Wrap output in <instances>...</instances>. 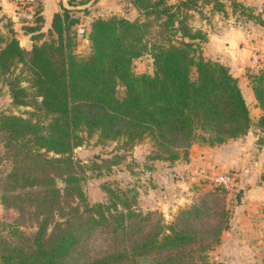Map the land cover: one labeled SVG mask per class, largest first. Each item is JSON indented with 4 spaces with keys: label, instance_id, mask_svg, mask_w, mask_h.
<instances>
[{
    "label": "trees",
    "instance_id": "1",
    "mask_svg": "<svg viewBox=\"0 0 264 264\" xmlns=\"http://www.w3.org/2000/svg\"><path fill=\"white\" fill-rule=\"evenodd\" d=\"M91 1L68 0V6ZM128 1L138 18L95 17L88 30L92 53L85 59L72 52L73 22L64 5L53 14L45 39L43 8L16 0L19 10L32 13L23 21L29 24L24 34L34 40L31 49L22 47L10 22L7 34L0 30V79L7 81L14 104L33 106L28 119L0 118V163L11 164L0 200L17 212V221L36 228L25 235L16 223L9 236L0 234V264H217L203 255L229 228L215 194L180 211L167 229L159 219L147 231L151 215L133 208L127 191L107 190L106 203L88 202L81 183L86 176L73 150L93 135L98 143L122 140V146L148 139L151 159L173 163L186 159L195 142L219 146L252 127L263 134L262 143L264 69L251 81L262 111L254 123L229 68L200 53L208 35L187 23L198 0ZM211 1L212 11L226 13L222 0ZM229 1L233 12L255 18L246 6ZM145 54L154 72L136 74L133 61ZM18 65L29 72V89L7 79ZM206 215L211 219L203 230Z\"/></svg>",
    "mask_w": 264,
    "mask_h": 264
},
{
    "label": "rangeland",
    "instance_id": "2",
    "mask_svg": "<svg viewBox=\"0 0 264 264\" xmlns=\"http://www.w3.org/2000/svg\"><path fill=\"white\" fill-rule=\"evenodd\" d=\"M12 1L16 3V0ZM20 1L23 5L29 3V0ZM35 1L38 2L42 10L44 8L42 0H33V2ZM57 1H59V5H64L70 9L69 20L73 22L70 28L73 54L77 59L87 58L92 53L91 43L88 40L89 26L90 22L96 19L99 10L93 9L91 4H86L78 9L68 6V0ZM180 1L182 0H168V4L176 5ZM235 1L246 6L255 18L248 20L247 16L242 15L239 9L233 12L229 0H222L226 5V13L212 11V1L208 3L207 0H198L199 9L194 8L188 12L187 23L193 29H201L206 32L208 41L201 43L200 53L204 58L218 61L229 68L230 73L238 81L250 109V116L256 123L262 111L254 96L251 81L255 74L264 69V25L259 22V20L264 21V0ZM126 5L127 2H123V0H114L110 2L109 7L104 9L107 11L106 14L120 15L125 13ZM18 8L16 11L19 10ZM3 10V6H0V30L7 34V25L10 22L12 27L18 30L16 34L22 47L31 49L34 40L30 35H25L23 30L24 26H29L28 23L23 22L26 18L18 15L14 22L11 17L3 13ZM85 10H87L86 13ZM80 24H85L87 28L84 37L78 36ZM43 34L45 39L49 38L48 33L44 31ZM41 40L36 42L40 43ZM132 67L136 74H152L154 72L150 54H145L134 60ZM193 77H196L195 70H193ZM7 79L12 81L17 79L20 87L29 89V72L22 65H18L10 75H7ZM119 93H122V88H119ZM254 103L257 106H253ZM32 112L33 106L14 104L9 85L7 81L1 78L0 118L2 115H17L28 119ZM248 133H250L248 135L250 140L244 143L243 150L246 152L244 158L236 154L234 163L231 165L227 162H217L214 164L215 166L211 165L207 170L201 165H196V169L191 171L184 169L185 164L189 161L191 148L207 147L201 142H195L191 146L186 159L180 158L173 163L151 159L154 146L148 139L133 145L122 146V140L120 142L98 143L97 135H93L82 146L75 148L73 155L74 160L80 162L86 176V179L81 183L88 202L90 204L106 203L107 190L127 191L129 197H134L133 208L141 211L145 216L151 215L150 219L145 222L147 231L159 219L167 229L175 222L180 211L197 205L202 202L203 198L207 199L210 195L215 194V197L218 198L216 200L219 202L218 206L228 214L229 228L222 232L220 242L205 250L203 255L210 262L217 264H264V248L258 247L256 253H251L248 248L250 243L258 244L259 242V246L264 244V239H256L255 235L252 234L254 227L249 222L243 224V227L249 230L246 231L249 235L240 236V246L235 244L236 239L235 241L233 239V237L236 238V233L245 232L236 229L237 226H240V222L237 220L243 214L249 216L245 214L246 210H244L246 205V199L243 197L244 189H249L252 186L256 187L254 189L258 191L264 189V182L262 181L264 176V160L262 159L264 155L259 151V145L263 143H260L263 134L255 127H252ZM245 136L239 139H245ZM253 136L254 141L252 140ZM239 139H235L234 142ZM230 141L233 142V140L228 142ZM232 150H236V148L233 147L230 151ZM192 152L199 154L200 151L193 150ZM110 160L118 162L116 165H111L108 162ZM10 169L11 164L3 159L0 163V187H2ZM242 173L248 175L251 181L247 182L244 179L242 182ZM222 174H231L234 178L233 183L228 186L217 183L215 178ZM58 185L61 188L64 186L61 182ZM259 195L261 196L257 202L260 203V207L258 206L257 209L259 213L264 214V212H260L261 210L264 211V191ZM202 218L205 220L202 226L205 230L206 221L211 218L208 215ZM16 223L19 224V232L25 235H31L36 230L30 223L17 221V212L13 208L2 205L0 200V234L9 236V227L16 225Z\"/></svg>",
    "mask_w": 264,
    "mask_h": 264
},
{
    "label": "crops",
    "instance_id": "3",
    "mask_svg": "<svg viewBox=\"0 0 264 264\" xmlns=\"http://www.w3.org/2000/svg\"><path fill=\"white\" fill-rule=\"evenodd\" d=\"M114 0H92L89 4H91V6L93 7V9H98V16L100 17H108L111 15H116V14H106L107 11L105 10L107 7H109L110 2H112ZM44 8H43V17H44V25H43V30H47L50 27V23H51V19L52 16L55 12H59L60 11V5H59V1L57 0H42ZM123 2H127V5L125 6V13L128 12L127 14L122 13L120 15L117 16H121L130 20L135 19L138 16V10L128 1V0H123ZM126 4V3H125ZM68 5V4H67ZM0 6H3L4 8V14H6L8 17H11L12 21L15 22V20H17V16H18V10L17 9V5L14 1H10V0H0ZM77 8H82V6H79ZM105 8V9H104ZM16 32H18V30L16 28H14ZM250 133H248L245 136V139H239L237 140V142H233L230 141L228 143L216 146V147H198L196 149L191 148L190 150V156H189V161H187V163L184 166L185 170H195L196 169V165H201L202 167H204L206 170L210 168L211 165L215 166L214 164H217V162H227L230 165L232 163H234V158L236 156V154H239L240 156H242L241 158H244L246 156V152H244V143L248 142L250 140V137H248ZM247 138V140H246ZM252 140L254 141L255 138L254 136L252 137ZM236 148V150H232L230 151L231 148ZM216 148V149H213ZM259 151L262 152V154L264 155V142L262 144L259 145ZM195 150H199V154H193L192 151ZM192 152V153H191ZM209 153V154H208ZM198 155V156H197ZM264 160V157L263 159ZM240 161V159H239ZM199 163V164H198ZM218 163V164H219ZM198 169V168H197ZM264 171V170H263ZM243 179H241V181L243 182L244 179L247 182H250L251 179L249 178L248 175H244L242 173ZM254 186L250 187L249 189H244V194L243 197L246 199V205L244 210H246L245 214H248L249 216H245L243 214L242 217H240V219L237 220V222H240V226H237V230L241 229L242 231L245 232H239L238 234L236 233V238L233 237L235 244L240 243V236H245L248 233L246 231H249L247 229H245L243 226V224L245 222H249V224L252 225L253 230H252V234L255 235L256 239H264V214L259 213L257 207H260V203L257 202V199L260 198L261 194L264 189L261 190H255ZM263 188H264V184H263ZM248 199V200H247ZM260 212H264L263 210H261ZM251 234V232H250ZM249 235V234H248ZM258 247L260 248H264V244L263 246H259V242L258 244L256 243H250L248 245V248L250 249L251 253H256L258 251Z\"/></svg>",
    "mask_w": 264,
    "mask_h": 264
},
{
    "label": "built area",
    "instance_id": "4",
    "mask_svg": "<svg viewBox=\"0 0 264 264\" xmlns=\"http://www.w3.org/2000/svg\"><path fill=\"white\" fill-rule=\"evenodd\" d=\"M29 2H33V0H29ZM21 11H22V13H20ZM18 15L24 16L26 18V20L32 19V13L31 12L19 10ZM85 32H86L85 24H80L78 27V36L84 37ZM215 181L219 184H223V185L228 186L229 184L233 183L234 178L230 174H222V175L217 176L215 178Z\"/></svg>",
    "mask_w": 264,
    "mask_h": 264
},
{
    "label": "water",
    "instance_id": "5",
    "mask_svg": "<svg viewBox=\"0 0 264 264\" xmlns=\"http://www.w3.org/2000/svg\"><path fill=\"white\" fill-rule=\"evenodd\" d=\"M253 106H257V104H256V103H254V104H253ZM249 111H250V109H249Z\"/></svg>",
    "mask_w": 264,
    "mask_h": 264
}]
</instances>
